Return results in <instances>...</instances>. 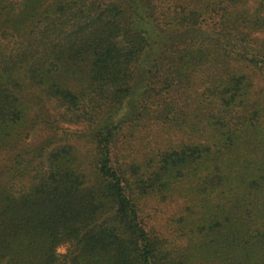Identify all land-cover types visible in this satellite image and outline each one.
Segmentation results:
<instances>
[{
    "label": "trees",
    "instance_id": "obj_1",
    "mask_svg": "<svg viewBox=\"0 0 264 264\" xmlns=\"http://www.w3.org/2000/svg\"><path fill=\"white\" fill-rule=\"evenodd\" d=\"M257 76L264 0H0V264H264ZM152 120L187 138L120 152Z\"/></svg>",
    "mask_w": 264,
    "mask_h": 264
},
{
    "label": "rangeland",
    "instance_id": "obj_2",
    "mask_svg": "<svg viewBox=\"0 0 264 264\" xmlns=\"http://www.w3.org/2000/svg\"><path fill=\"white\" fill-rule=\"evenodd\" d=\"M255 85V88L258 90L261 88L264 94V78L257 76ZM138 129V131L135 130V133L126 131V133L120 137L118 142L120 152L124 149L129 155L135 156L142 151H148L153 147L156 148L158 145L164 147L170 141L177 142L181 140V138H187V136L180 135L174 131H167L163 124H157L154 120H152L147 127L140 126ZM46 134L47 131L36 128L31 139L38 141ZM81 141H84L86 145H88L85 140ZM83 146L85 147V144H83ZM30 182H28V178H24L22 183L11 186L14 194L20 195V193L25 190V188L22 189V187L24 185L28 186ZM179 212L180 206L176 200H161L151 197L143 201L141 215L147 227L154 233L167 239H173L171 219L174 215L179 214ZM67 249L68 245H63L59 248V252L64 253Z\"/></svg>",
    "mask_w": 264,
    "mask_h": 264
}]
</instances>
